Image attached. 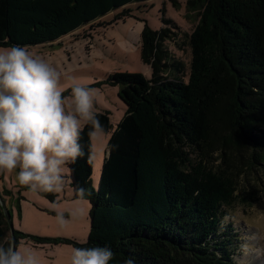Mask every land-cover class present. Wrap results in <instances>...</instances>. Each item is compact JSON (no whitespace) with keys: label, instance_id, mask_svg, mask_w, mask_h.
<instances>
[{"label":"trees","instance_id":"obj_1","mask_svg":"<svg viewBox=\"0 0 264 264\" xmlns=\"http://www.w3.org/2000/svg\"><path fill=\"white\" fill-rule=\"evenodd\" d=\"M141 1L0 0V47L44 49L74 33L89 38L78 31L123 20L131 16L127 5ZM184 3L198 16L187 34L186 79L164 44L176 24L163 17L159 30L145 24L141 31L151 77L114 72L104 80L118 87L125 112L95 185L90 138L112 130L107 112H95L99 127L80 134L83 155L68 165V177L71 197L91 205L85 241L11 232L0 206V245L107 246L109 264H235L238 237L222 207L255 200L253 193L240 198L249 193L240 166H264V0ZM119 9L111 22L101 21ZM76 189L85 190L82 197Z\"/></svg>","mask_w":264,"mask_h":264},{"label":"rangeland","instance_id":"obj_2","mask_svg":"<svg viewBox=\"0 0 264 264\" xmlns=\"http://www.w3.org/2000/svg\"><path fill=\"white\" fill-rule=\"evenodd\" d=\"M126 8L130 10L131 16L123 20L102 26L95 25L92 30L86 26L78 31L84 34L86 31L90 32L89 38H80L78 33H74L53 49L48 46L44 49H27L56 67L61 73L62 85L67 86L75 81L97 90L93 110L106 111L113 128L106 133L95 132L90 138L94 185L106 155L107 143L125 112L124 103L118 96V87L109 86L104 80L114 72L138 73L146 79L151 77V69L143 63L139 46L145 24L152 30H159L163 26L164 17L179 26L170 27L174 33L164 44L170 62H182L184 79L189 71L190 50L187 34L198 21L197 13L187 11L184 0H179L177 7L169 0H145L129 3ZM121 11L122 9L113 10L104 15L101 21L111 22ZM64 95L70 96L71 89L68 88ZM240 170L244 178L240 181L241 187L245 186L249 192L241 193L240 198H248L253 193L252 196H256V199L251 202L237 199L231 206H223L226 215L222 220L230 221L237 233L238 243L233 256L235 264H247V257L254 259L258 250L264 256V166L248 169L243 164ZM18 171L19 169L0 171V195L10 212L13 228L42 237H67L84 242L89 232L87 216L91 205L88 200L71 197L68 170L65 171L63 188L51 192L53 200L46 195L48 192L32 191L29 187L20 185L17 180ZM21 246L33 249L41 264H70L73 250L70 244L58 243L34 248L21 243L17 247Z\"/></svg>","mask_w":264,"mask_h":264},{"label":"clouds","instance_id":"obj_3","mask_svg":"<svg viewBox=\"0 0 264 264\" xmlns=\"http://www.w3.org/2000/svg\"><path fill=\"white\" fill-rule=\"evenodd\" d=\"M96 94L83 83L62 85L56 67L25 47L0 48V171L19 169V184L32 191H60L68 165L83 155L81 132L89 124L99 127ZM84 191L76 189L81 197ZM112 258L107 246L80 247L73 248L70 264H109ZM0 264L41 262L33 249L13 242L0 245Z\"/></svg>","mask_w":264,"mask_h":264},{"label":"water","instance_id":"obj_4","mask_svg":"<svg viewBox=\"0 0 264 264\" xmlns=\"http://www.w3.org/2000/svg\"><path fill=\"white\" fill-rule=\"evenodd\" d=\"M0 206H1V208L3 210V213H4L5 217H6V220L8 222L10 231L12 232L13 225H12V219L10 217V212H9L8 208L6 207L1 195H0ZM11 243H13V239L11 240Z\"/></svg>","mask_w":264,"mask_h":264},{"label":"bare ground","instance_id":"obj_5","mask_svg":"<svg viewBox=\"0 0 264 264\" xmlns=\"http://www.w3.org/2000/svg\"><path fill=\"white\" fill-rule=\"evenodd\" d=\"M247 264H264V256L261 255V251L258 250L257 256L254 259H250L247 257L245 260Z\"/></svg>","mask_w":264,"mask_h":264},{"label":"crops","instance_id":"obj_6","mask_svg":"<svg viewBox=\"0 0 264 264\" xmlns=\"http://www.w3.org/2000/svg\"><path fill=\"white\" fill-rule=\"evenodd\" d=\"M63 39H65V38H63ZM63 39H60L59 42H57L56 44H54V45H53L52 47H50V48L53 49L56 45H61V41H62Z\"/></svg>","mask_w":264,"mask_h":264}]
</instances>
